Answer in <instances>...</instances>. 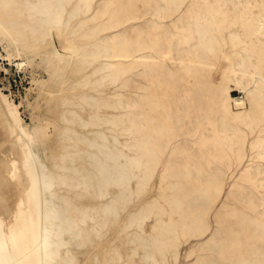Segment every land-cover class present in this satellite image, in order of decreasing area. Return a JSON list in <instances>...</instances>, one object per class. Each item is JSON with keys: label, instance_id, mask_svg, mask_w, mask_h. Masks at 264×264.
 I'll return each mask as SVG.
<instances>
[{"label": "bare ground", "instance_id": "6f19581e", "mask_svg": "<svg viewBox=\"0 0 264 264\" xmlns=\"http://www.w3.org/2000/svg\"><path fill=\"white\" fill-rule=\"evenodd\" d=\"M0 60L62 93L0 78V264H264V0H0Z\"/></svg>", "mask_w": 264, "mask_h": 264}, {"label": "rangeland", "instance_id": "374dc122", "mask_svg": "<svg viewBox=\"0 0 264 264\" xmlns=\"http://www.w3.org/2000/svg\"><path fill=\"white\" fill-rule=\"evenodd\" d=\"M55 42L59 45L58 40L55 38ZM38 70H34L40 73L43 77H45V72L42 68L36 67ZM32 70V69H31ZM31 70H18L14 64H10L8 61L0 60V78H1V85L4 87L6 92H10L16 101H23V106L21 108L25 119L28 122L32 121V113L35 111V114L45 117L47 119H52L49 115H53V113H48L50 111H46L48 106L45 102H52L55 101V98H59L62 93H56L54 96H48L44 98H39V91L38 88L32 82L31 78L33 76V72ZM42 71L44 73H42ZM32 75V76H31ZM47 76V75H46ZM77 76V75H76ZM214 77L217 81L221 80V74L215 73ZM60 83L56 84L54 87H58ZM37 88V89H35ZM30 91V92H29ZM35 91V92H34ZM67 92V91H66ZM38 93V94H37ZM37 94V95H36ZM234 96H242L243 93L239 92L238 90L233 91ZM31 95V96H30ZM28 96V97H27ZM54 97V98H53ZM38 98V100H37ZM28 100V101H27ZM37 100L38 105L37 107L32 110L33 108L28 105V102H35ZM45 105V106H43ZM54 105V104H52ZM249 106V103H248ZM46 108V109H45ZM28 109V110H27ZM37 110V111H36ZM31 114V115H30ZM52 130V128H51ZM176 264H182V262H177Z\"/></svg>", "mask_w": 264, "mask_h": 264}]
</instances>
